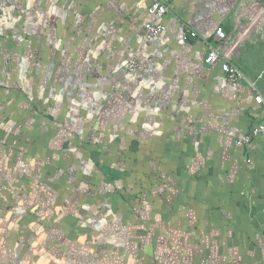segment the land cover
<instances>
[{"label":"crops","instance_id":"crops-1","mask_svg":"<svg viewBox=\"0 0 264 264\" xmlns=\"http://www.w3.org/2000/svg\"><path fill=\"white\" fill-rule=\"evenodd\" d=\"M159 1L169 8L162 19L149 13L151 0H0V202L25 204L32 196L28 170L43 154L38 143L29 146V137L38 138L30 126L39 115L31 108L55 106L70 87L60 76L64 59L72 76L76 61H84L90 73L98 70L103 106L115 85L127 84L134 105L153 100L149 106L161 104L155 113L167 123L180 119L181 141L190 139L191 154L201 155L184 174L196 190L195 208L188 200L185 208L196 221L184 228L202 248L196 264H264V136L237 144L264 121L255 101L264 99V0ZM147 23L166 29L147 39ZM211 48L221 58L213 65L206 63ZM132 60L138 66L131 72ZM223 62L242 73L236 83ZM35 67L49 75L39 77Z\"/></svg>","mask_w":264,"mask_h":264},{"label":"rangeland","instance_id":"rangeland-1","mask_svg":"<svg viewBox=\"0 0 264 264\" xmlns=\"http://www.w3.org/2000/svg\"><path fill=\"white\" fill-rule=\"evenodd\" d=\"M76 63L74 76L67 58L60 64L70 87L58 103L31 108L38 138L29 137V146L38 143L43 160L28 170L27 204L0 202L1 215L10 211L0 224V264H196L202 248L184 229L196 221L185 217L196 190L184 174L201 155L191 154L190 139L181 141L180 119L168 124L153 100L134 105L127 84L115 85L103 106L98 70Z\"/></svg>","mask_w":264,"mask_h":264},{"label":"built area","instance_id":"built-area-1","mask_svg":"<svg viewBox=\"0 0 264 264\" xmlns=\"http://www.w3.org/2000/svg\"><path fill=\"white\" fill-rule=\"evenodd\" d=\"M148 11L151 15L156 16L158 19H162L163 17H165L169 13V8L166 4L162 3V1L151 0ZM165 29H166L165 25H163L161 23H147L145 25V28H144L145 37L147 39L159 37L165 31ZM192 35L195 36L196 34L193 33ZM216 37L220 41L226 39L227 34L222 27L217 29ZM220 59H221L220 53L216 49L211 48V50L208 53V56L206 58V63L209 65H213L216 62H218ZM137 66H138L137 61L132 60L130 65H129V71H131V72L134 71L137 68ZM221 68H222L223 72L227 75L228 80L231 83H236L242 77V73L240 72V70L235 65H233L229 62H223ZM255 101L259 105H261V107L264 111V99H263V97L260 95H257L255 97ZM259 136H264V121L262 123H260L258 126H256L251 131L250 135H246L242 139H239L237 141V144L240 146H244L246 144H249L253 138L259 137Z\"/></svg>","mask_w":264,"mask_h":264},{"label":"water","instance_id":"water-1","mask_svg":"<svg viewBox=\"0 0 264 264\" xmlns=\"http://www.w3.org/2000/svg\"><path fill=\"white\" fill-rule=\"evenodd\" d=\"M258 1H262V0H258Z\"/></svg>","mask_w":264,"mask_h":264}]
</instances>
